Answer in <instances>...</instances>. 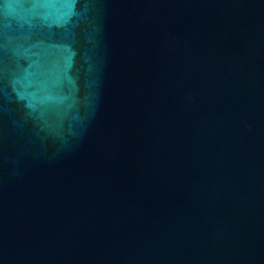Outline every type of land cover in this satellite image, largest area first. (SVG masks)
<instances>
[{
  "label": "water",
  "instance_id": "1",
  "mask_svg": "<svg viewBox=\"0 0 264 264\" xmlns=\"http://www.w3.org/2000/svg\"><path fill=\"white\" fill-rule=\"evenodd\" d=\"M0 264H264V0H0Z\"/></svg>",
  "mask_w": 264,
  "mask_h": 264
}]
</instances>
